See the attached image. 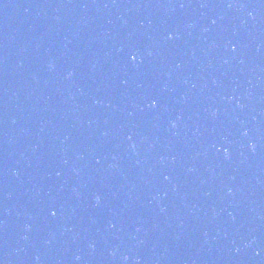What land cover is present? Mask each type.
I'll use <instances>...</instances> for the list:
<instances>
[{
  "label": "water",
  "instance_id": "95a60500",
  "mask_svg": "<svg viewBox=\"0 0 264 264\" xmlns=\"http://www.w3.org/2000/svg\"><path fill=\"white\" fill-rule=\"evenodd\" d=\"M0 264H264V0H0Z\"/></svg>",
  "mask_w": 264,
  "mask_h": 264
},
{
  "label": "snow or ice",
  "instance_id": "6c2138e0",
  "mask_svg": "<svg viewBox=\"0 0 264 264\" xmlns=\"http://www.w3.org/2000/svg\"><path fill=\"white\" fill-rule=\"evenodd\" d=\"M132 59H133V60H135V59H136V57H135V56H133V57H132ZM154 103H155V102H154ZM53 215H55V213H53Z\"/></svg>",
  "mask_w": 264,
  "mask_h": 264
},
{
  "label": "clouds",
  "instance_id": "9594fccd",
  "mask_svg": "<svg viewBox=\"0 0 264 264\" xmlns=\"http://www.w3.org/2000/svg\"><path fill=\"white\" fill-rule=\"evenodd\" d=\"M97 199H99V198H97Z\"/></svg>",
  "mask_w": 264,
  "mask_h": 264
}]
</instances>
